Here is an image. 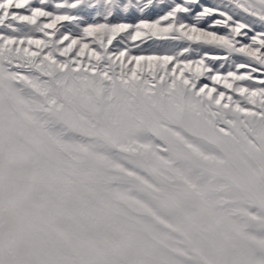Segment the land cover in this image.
Wrapping results in <instances>:
<instances>
[{"label": "snow or ice", "instance_id": "1", "mask_svg": "<svg viewBox=\"0 0 264 264\" xmlns=\"http://www.w3.org/2000/svg\"><path fill=\"white\" fill-rule=\"evenodd\" d=\"M0 264H264V0H0Z\"/></svg>", "mask_w": 264, "mask_h": 264}]
</instances>
